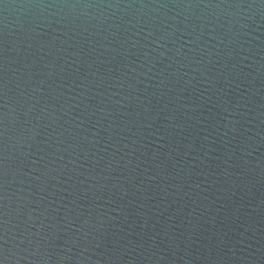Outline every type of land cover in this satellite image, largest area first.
<instances>
[{
  "label": "water",
  "instance_id": "obj_1",
  "mask_svg": "<svg viewBox=\"0 0 264 264\" xmlns=\"http://www.w3.org/2000/svg\"><path fill=\"white\" fill-rule=\"evenodd\" d=\"M2 264H264V0H0Z\"/></svg>",
  "mask_w": 264,
  "mask_h": 264
},
{
  "label": "snow or ice",
  "instance_id": "obj_2",
  "mask_svg": "<svg viewBox=\"0 0 264 264\" xmlns=\"http://www.w3.org/2000/svg\"><path fill=\"white\" fill-rule=\"evenodd\" d=\"M0 264H2V261H0Z\"/></svg>",
  "mask_w": 264,
  "mask_h": 264
}]
</instances>
